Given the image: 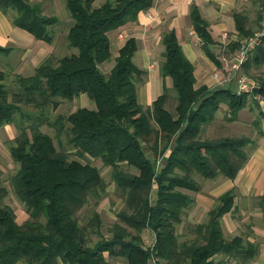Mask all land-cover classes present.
<instances>
[{
  "label": "trees",
  "instance_id": "16d2710c",
  "mask_svg": "<svg viewBox=\"0 0 264 264\" xmlns=\"http://www.w3.org/2000/svg\"><path fill=\"white\" fill-rule=\"evenodd\" d=\"M152 2L104 0L95 5V0H66L74 20L67 41L77 52L56 61L51 54L32 75L15 73L18 91L13 97L0 71V127L16 123L19 130L10 145L11 155L19 163L12 185L30 215L19 223L13 207L4 201L7 188L0 186V264H113V256H122L129 264H218L214 259L218 253L244 262L257 254V247L242 236H224L221 218L232 209L234 188L219 197L205 221L195 224L196 235L190 240H180L176 229L194 201L186 190L202 188L197 174L234 178L249 159L248 145L253 142L249 135L210 137L202 131L223 103L229 109L227 119L235 120L250 92L196 86L194 64L175 30L163 37L166 50L161 65L162 74L172 77L177 94L174 112L166 106L168 88L148 106L139 102L137 82L145 70L133 60L136 37L124 40L111 68L101 66L112 62L116 51L113 53L110 31L137 20L138 13ZM0 8L13 12L15 25L53 42L51 30L59 18L44 13L41 2L0 0ZM234 17L240 37L252 33L242 12H235ZM191 18L202 47L220 64L208 48L214 40L198 7L193 6ZM238 44L233 42L232 49ZM9 51L0 44V54ZM81 93L94 101L95 108L79 106L67 115L58 114L53 121L43 115L49 104L57 108L59 99ZM252 93L264 95V77ZM24 104L35 109L26 111ZM263 116L260 112L255 122L259 124ZM46 123L57 127L58 134L67 128L77 158L58 149L53 136L42 130ZM97 158L112 168V179L124 197L110 236L102 233L99 210L94 209L85 224L79 220V211L90 197L98 204L107 191L101 168L93 162ZM262 203L264 207V200ZM145 228L156 235L151 246L144 245ZM92 233L98 240L92 242Z\"/></svg>",
  "mask_w": 264,
  "mask_h": 264
},
{
  "label": "crops",
  "instance_id": "0c3cea01",
  "mask_svg": "<svg viewBox=\"0 0 264 264\" xmlns=\"http://www.w3.org/2000/svg\"><path fill=\"white\" fill-rule=\"evenodd\" d=\"M152 1L151 6L138 13L137 20L128 21L119 28L110 31L116 50L124 43V40L118 37V33L125 32L136 37L137 50L133 60L136 59L135 63L145 70L142 74L144 81L138 87L143 104L146 106L152 104L153 100L161 94L160 91H156L160 84H162L163 89L172 87L175 90L172 77L163 75L161 71L166 50L163 37L166 32L171 30L176 31L185 55L194 64L196 86L207 85L211 89L230 88L237 91V81L242 74L253 80L255 87L259 85V78L264 77V41L260 45L262 49L260 46L256 47L244 66L233 72L230 82L220 81L214 77V73L223 68L222 58L234 51L235 48L232 49L233 42L239 41L240 38L236 29L234 13L242 12L247 17V28L253 32L260 25L262 18V0ZM193 6L198 7L202 17L208 22V30L214 40V42L209 43L208 48L219 59L220 64L202 47L203 42L191 18ZM68 30L69 28L67 32ZM224 33L228 34L227 37H224ZM18 36L24 39L20 40ZM0 44L10 47L11 50L13 48L12 51L10 50L11 52H14L15 49L21 51L19 60L15 61L14 66L9 68L12 74L32 75L36 67L54 53V40L52 43H48L36 38L26 29L15 25L10 11L1 8ZM73 52H77V50H70L69 53ZM115 52L117 54V51ZM109 63L104 62L101 66L107 67ZM113 63L114 61L108 68H111ZM0 71L4 72V79H8L5 68L0 67ZM168 77L171 78L169 84H167ZM81 94L84 95V93ZM249 94L247 105L239 111L238 117L232 121L235 127L242 130L241 133L250 134L249 136L252 138L253 142L248 145L249 159L234 178L220 175L210 179L212 181L204 184L199 191H195L194 205L190 211L194 219L188 218V223L193 227L196 223L205 221L209 210L219 203V197L227 190L234 188L235 197L232 209L221 218L224 236L228 239L234 236H242L245 241L257 247V254L249 261L244 262L240 258L218 253L214 256L218 264H264V207L262 203L264 200V116L259 124L255 122L260 112L264 113V95L261 93L253 94L252 92ZM258 94L262 97L258 98ZM80 104L79 106L95 108V106L91 107L87 96H83ZM228 110L227 105L223 103L216 112L215 118L207 125L209 130L224 126L221 119L226 118L228 120ZM0 129L5 131L8 136L7 139H10L17 135L18 126L16 123H6ZM151 198L156 199V187ZM201 211H204V215H201ZM142 237L145 246L153 245L156 239L155 233L150 228L143 230ZM105 255L108 256L109 254L105 252ZM111 260L113 264H129L126 258L122 256H113Z\"/></svg>",
  "mask_w": 264,
  "mask_h": 264
},
{
  "label": "rangeland",
  "instance_id": "374dc122",
  "mask_svg": "<svg viewBox=\"0 0 264 264\" xmlns=\"http://www.w3.org/2000/svg\"><path fill=\"white\" fill-rule=\"evenodd\" d=\"M31 2H41L43 12L46 14H52L56 15L59 18L58 23L53 27L51 30L52 33H54V55L56 57L55 61L62 56L65 53H69L70 50H78L76 47H71L68 45L67 41V29L71 26L73 23V17L70 15V11L67 8L66 0H30ZM103 1L102 0H96L95 5H100ZM10 14H13L12 11H10ZM122 33V32H120ZM120 33H118V37L120 38ZM131 34L123 32V37L121 40H125L127 37H129ZM133 35V34H132ZM18 38L21 40L23 37L18 36ZM24 39V38H23ZM33 40L35 38L33 37ZM10 48V47H9ZM11 50V48H10ZM13 50V48H12ZM11 50V51H12ZM116 50V49H115ZM10 51V52H11ZM117 51V50H116ZM8 54H0V67L5 68V71L7 73L8 79H6L7 87L10 93V97H13L14 92L16 90L18 91V86L15 84L13 78L15 77V74H12L9 70L10 67L14 66L15 61L19 60L21 56V51L19 49H15L14 52ZM23 53V52H22ZM114 53V48H113ZM114 55L112 57V61H114ZM136 58V57H135ZM136 61V59H135ZM111 62L107 65V67L103 66V70H108V66H110ZM147 77V76H146ZM145 79V78H144ZM169 84L171 82V78L168 77ZM143 80V77L140 81L137 82L138 87L141 85ZM139 90V89H138ZM156 91H160V93H163V86L160 84L159 89H156ZM168 100L166 103V106L171 110L175 111V107L177 104V98H176V91L172 89V87L168 88ZM82 96V97H81ZM83 96H87L89 103H91V107L95 106L94 101L86 94H79L76 95L72 99H59V105L57 108H53L51 104L47 106V109L44 111V116H47L50 118L51 121H53L58 114H69L73 109L78 108L80 104V101L83 100ZM138 99L139 102L143 104L144 102L141 99L140 93L138 91ZM77 105V106H76ZM90 107V106H89ZM35 107L33 105L24 104V109L26 111H33ZM33 120H36V117L33 118ZM224 123V126L222 127H216L213 130H209V127L206 126L203 131V136H218V135H246V133H241V129L234 126V123L232 121L226 120V118L221 119ZM28 123V121L26 120ZM154 124V123H153ZM16 130V129H15ZM14 130V132H15ZM42 130L48 132L51 134L54 138V141L58 147V149H64L66 151H69L70 157L77 158V156L74 154V148L72 144L69 142V133L67 128H64L63 131L58 134L57 127L50 126L48 123L42 125ZM18 134V130H17ZM250 135V134H248ZM7 133L0 129V186H5L7 188V194L4 198L5 203L9 204L13 207L15 213H16V220L19 223H23L27 219L30 218V215L27 211L26 204L17 196V194L14 191L13 185H12V179L14 175L16 174L19 163H17L14 158L11 155L10 152V145L14 142V138L12 137L10 139H7ZM92 160V159H91ZM93 162L101 168L102 174L105 177L107 181V191L106 194L103 196V198L98 202V204H95L94 198L90 197V200L87 204L84 205V207L79 211V220L81 224H85L88 222V220L92 216V212L94 209H97L100 211L103 224H102V233L106 236H110L111 229L114 226L115 222L118 221L117 213L124 207V197L122 196V193L120 189L118 188L116 182L112 179V168L110 166H104L101 159H93ZM125 169L128 171L137 173L138 170L131 166H125L123 165ZM197 179L202 181V187L204 184L212 181L210 179L212 178H204L200 175H196ZM191 196H195V191L186 190ZM154 196V194H153ZM194 203H192L187 209H185L182 220L179 224H177V233L179 235L180 240H190L195 235V229L192 225L188 223V218L194 219L192 217L191 208H193ZM201 215H204V211L200 212ZM99 236L95 233L91 234L92 242L98 240Z\"/></svg>",
  "mask_w": 264,
  "mask_h": 264
},
{
  "label": "built area",
  "instance_id": "2783aa9c",
  "mask_svg": "<svg viewBox=\"0 0 264 264\" xmlns=\"http://www.w3.org/2000/svg\"><path fill=\"white\" fill-rule=\"evenodd\" d=\"M262 8V18L260 25L251 34L240 37L238 46L232 51L231 54L224 56L222 58L223 68L217 70L214 73V77L218 78L220 81L230 82L232 80V75L235 70L241 69L247 62L251 52L258 47L264 39V0ZM227 33H224V37H227ZM123 37V32L120 33V38ZM238 88L239 92H252L255 88V83L247 75L242 74L238 78ZM258 98L262 96L257 95ZM155 261V260H154Z\"/></svg>",
  "mask_w": 264,
  "mask_h": 264
}]
</instances>
